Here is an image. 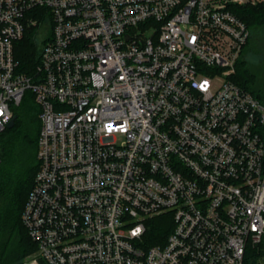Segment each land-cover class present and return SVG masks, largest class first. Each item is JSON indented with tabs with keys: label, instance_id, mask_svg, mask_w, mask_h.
<instances>
[{
	"label": "built area",
	"instance_id": "built-area-1",
	"mask_svg": "<svg viewBox=\"0 0 264 264\" xmlns=\"http://www.w3.org/2000/svg\"><path fill=\"white\" fill-rule=\"evenodd\" d=\"M256 3L0 0V137L27 90L39 106L22 264H264V102L231 78V7ZM36 25L28 76L14 48Z\"/></svg>",
	"mask_w": 264,
	"mask_h": 264
},
{
	"label": "trees",
	"instance_id": "trees-1",
	"mask_svg": "<svg viewBox=\"0 0 264 264\" xmlns=\"http://www.w3.org/2000/svg\"><path fill=\"white\" fill-rule=\"evenodd\" d=\"M231 10L247 26L249 38L242 48L231 78L264 102V5H234ZM45 9L34 8L30 14L41 17ZM37 25L28 27L15 44L17 71L33 76L39 63L40 42ZM256 55L247 60L245 53ZM32 92L24 93L14 110L15 122L0 137V264H22L25 256L37 250L21 220V211L38 168L37 142L40 124ZM162 217L150 221L152 242L164 237L168 228Z\"/></svg>",
	"mask_w": 264,
	"mask_h": 264
},
{
	"label": "rangeland",
	"instance_id": "rangeland-1",
	"mask_svg": "<svg viewBox=\"0 0 264 264\" xmlns=\"http://www.w3.org/2000/svg\"><path fill=\"white\" fill-rule=\"evenodd\" d=\"M245 5V4H244ZM46 27L44 26V24L41 25V31L39 32L40 34H38L39 37H41V35L44 34V32L46 31ZM38 31V30H37ZM36 31V33H37ZM43 33V34H42ZM153 33V29L152 28H146V29H142V30H137V34L142 36V37H150ZM247 60H250V61H254L256 58V55H253L252 53L250 52H247L245 53V56H244ZM28 92H31L30 90H28ZM17 107V106H16ZM16 107H14V110L16 109ZM36 107H37V113H39V106L38 104L36 103ZM38 115V114H37ZM38 122L40 124V120H39V117H38ZM157 218V217H156ZM164 225L168 228L171 224V221L169 219H162ZM36 254V250L29 253L27 256L25 257H28V256H33ZM24 257V258H25Z\"/></svg>",
	"mask_w": 264,
	"mask_h": 264
},
{
	"label": "water",
	"instance_id": "water-1",
	"mask_svg": "<svg viewBox=\"0 0 264 264\" xmlns=\"http://www.w3.org/2000/svg\"><path fill=\"white\" fill-rule=\"evenodd\" d=\"M15 122V115L11 118V120L7 124V128H11L14 125Z\"/></svg>",
	"mask_w": 264,
	"mask_h": 264
},
{
	"label": "clouds",
	"instance_id": "clouds-1",
	"mask_svg": "<svg viewBox=\"0 0 264 264\" xmlns=\"http://www.w3.org/2000/svg\"><path fill=\"white\" fill-rule=\"evenodd\" d=\"M139 231H140V229L137 228L133 234H136V233H138Z\"/></svg>",
	"mask_w": 264,
	"mask_h": 264
}]
</instances>
